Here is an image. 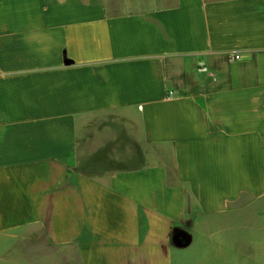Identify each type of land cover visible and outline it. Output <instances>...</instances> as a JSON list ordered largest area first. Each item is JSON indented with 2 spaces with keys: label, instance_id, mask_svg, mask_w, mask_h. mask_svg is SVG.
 Listing matches in <instances>:
<instances>
[{
  "label": "crops",
  "instance_id": "0c3cea01",
  "mask_svg": "<svg viewBox=\"0 0 264 264\" xmlns=\"http://www.w3.org/2000/svg\"><path fill=\"white\" fill-rule=\"evenodd\" d=\"M263 198L264 0H0V264H254Z\"/></svg>",
  "mask_w": 264,
  "mask_h": 264
},
{
  "label": "rangeland",
  "instance_id": "374dc122",
  "mask_svg": "<svg viewBox=\"0 0 264 264\" xmlns=\"http://www.w3.org/2000/svg\"><path fill=\"white\" fill-rule=\"evenodd\" d=\"M253 219L249 220V224L252 222L253 229V243L255 247L264 246V198L258 203H255L253 208ZM264 249V248H263ZM51 249H46L47 254L51 252ZM254 264H264V250L254 252Z\"/></svg>",
  "mask_w": 264,
  "mask_h": 264
},
{
  "label": "built area",
  "instance_id": "2783aa9c",
  "mask_svg": "<svg viewBox=\"0 0 264 264\" xmlns=\"http://www.w3.org/2000/svg\"><path fill=\"white\" fill-rule=\"evenodd\" d=\"M201 70H202L203 72H205V71H206V68H205V67H202Z\"/></svg>",
  "mask_w": 264,
  "mask_h": 264
}]
</instances>
